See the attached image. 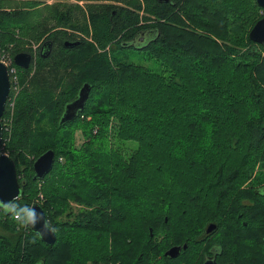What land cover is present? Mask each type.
<instances>
[{"label": "trees", "instance_id": "1", "mask_svg": "<svg viewBox=\"0 0 264 264\" xmlns=\"http://www.w3.org/2000/svg\"><path fill=\"white\" fill-rule=\"evenodd\" d=\"M91 1L0 0V45L27 49L14 27L36 41L50 32L34 72L33 63L16 65L24 88L6 143L21 182L17 202L27 204L41 183L40 203L57 229L49 244L30 228L23 240L11 224L0 233V264H200L197 251L209 239L225 250L219 259L264 264V44L249 35L264 13L233 45L229 26L243 11L232 0H146L144 16L141 2ZM132 49L156 57L159 69L126 62L121 53ZM85 82V106L60 122ZM8 114L5 107L1 119ZM42 123L56 129L49 134ZM78 129L85 141L77 145ZM132 140L127 162L121 147ZM50 148L52 169L34 178V160ZM70 198L82 207L59 223ZM211 222L216 229L207 232ZM68 226L72 238L60 239ZM184 242L178 256L165 254Z\"/></svg>", "mask_w": 264, "mask_h": 264}, {"label": "rangeland", "instance_id": "2", "mask_svg": "<svg viewBox=\"0 0 264 264\" xmlns=\"http://www.w3.org/2000/svg\"><path fill=\"white\" fill-rule=\"evenodd\" d=\"M8 2H4L6 5H14V4H20V5H32L34 1L36 0H7ZM49 2L52 1H56V0H47ZM63 1H75V2H79L80 4H82L84 6V8H87V3H90L93 1L91 0H63ZM108 2H113V3H117L118 5H128L129 7H134V4L132 3H138L141 2L140 4L142 5L141 8L138 9V11L140 10V15L144 16V15H150L149 10L143 9V7H145L147 5L146 0H123L119 1V0H108ZM125 2H129V4H126ZM232 2H237L239 4L240 9H242L243 11V17L242 18H236L239 19L238 21H231V24L229 26V43L235 45L237 43V36L240 35L238 34V32L241 33L242 36L247 37L248 33V29L251 26V24L254 22V20L260 16V14L264 13V9H262L261 7H259L258 5H256L254 0H232ZM212 6V5H211ZM210 6V8H211ZM148 11V12H147ZM91 22V21H90ZM191 23V22H190ZM193 28H195L197 31H202L203 29L200 28L196 22H193ZM89 26V30L90 32H93V25L91 23L88 24ZM195 26V27H194ZM38 31V30H37ZM13 32V36H15V38H20L23 42L22 46L27 48L24 49L22 51H27L28 49H31V53H32V61L31 63H33V68L31 72H34L35 69L38 67V51H39V45L41 44L42 40L44 39V37L49 35V31L40 33L41 36L38 38V41L36 40H32V35H26L27 33L23 34L22 32L19 31V28L14 27V29L12 30ZM32 32H36V30H32ZM70 33L72 31H69ZM70 33H68L67 35H69ZM39 34V35H40ZM76 34V33H75ZM80 35L83 36H87L89 37V39L92 37L91 34L87 35L86 33H82L79 32ZM77 35V34H76ZM81 36V37H83ZM240 36V37H242ZM17 42V41H16ZM14 44V41H11L10 43H7L6 45H0V56L5 57V59L9 62V65L11 68H13L12 71V79H11V87H10V92H9V96L7 98L6 101V108H7V112L9 113L8 115H5L3 117V119H1L2 124H3V128H7V134H6V138H3L2 142H0V153L1 152H6L8 153L7 149L8 147H10V144H7L6 141L8 139V137L10 136V126H11V120L13 117V112H14V105L17 99V95H19V93L21 92V90L24 88V84L20 82V71L19 69H17L16 64L13 60V56L16 52H20V51H16L14 49H12ZM253 43L250 42L249 40L247 41V43L245 45H239V49L241 50V52L239 53V55L243 52L246 51V49L248 50V47H252ZM109 48V46H108ZM16 51V52H14ZM30 52V50H28ZM137 50H125L121 53V56L124 58V60L127 62H133V63H137V64H142L144 66H147L148 68L152 69V70H157L159 69L158 67V62L155 60L157 59L156 57L151 58L148 55H146L144 52H136ZM81 53H79L80 55ZM85 52L83 51L82 54V58H85ZM73 57V56H72ZM238 61L242 60V57L237 58ZM31 65V64H30ZM45 67L51 68L52 65H46ZM161 67V65H160ZM76 68V67H75ZM163 68V66H162ZM81 70V67L78 68V71ZM169 73V72H168ZM32 74V73H31ZM44 121L48 122V123H52L51 122V118L49 116V114L43 116L42 118ZM53 125V124H52ZM51 124H39V127H44L47 129V132L49 134L54 132V129H56V127L53 125L52 127ZM76 143L77 145L82 143V141H85V138L83 136V134L81 133V130L78 129L76 131ZM138 145V142L135 140L132 141H125L124 144H122V149H123V153L125 158L127 159L126 161L129 162V158H130V153L132 152L133 149H135ZM131 146V147H130ZM62 159V157H61ZM262 165V161L258 162ZM264 165V163H263ZM258 171L260 170V167H257ZM42 184L40 183L38 185V191L35 193H32L29 197L26 196V198H28V200H26L27 204H33L35 202H44V194L45 191L43 189V187L41 186ZM70 205H66L64 206L63 204H60L61 207H66L63 212H61L60 214L55 216V219L58 221V219L61 221L59 223H62V221H65L67 219L72 220L75 212L79 211V209L82 207V204L77 202L76 199L70 198L69 199ZM50 205V204H48ZM54 211V209H53ZM71 213V215L69 214ZM208 216H212V213ZM167 217V216H166ZM165 217V219H166ZM3 221H2V220ZM203 220H205V217L203 218ZM7 219L4 218V216L0 213V233L5 232L6 229L8 232H10V226L11 224H14L15 228H14V233H21L23 240L25 239L26 233L29 232V229H21V230H17V225L16 223H14V221L11 219V217L9 218V221H7ZM56 225V223H55ZM58 227V226H57ZM70 226L68 227H63L61 228L60 231V239L62 240H69L72 237L68 236V231H69ZM79 233L77 231H74V236H77ZM162 238V237H161ZM73 240V239H72ZM78 240H74V242H76ZM82 252L86 253L89 251V249L87 248H80ZM88 264H91L90 261H88Z\"/></svg>", "mask_w": 264, "mask_h": 264}, {"label": "water", "instance_id": "3", "mask_svg": "<svg viewBox=\"0 0 264 264\" xmlns=\"http://www.w3.org/2000/svg\"><path fill=\"white\" fill-rule=\"evenodd\" d=\"M168 1V0H165ZM258 3L264 7V0H257ZM250 37L259 43L264 44V16L259 18L249 32ZM78 42V40H66V45H74ZM51 43L50 41H46L44 44ZM32 53L29 51H20L16 52L13 56V60L16 64H19L23 67H29L32 61ZM10 78L9 71L7 65L4 61L0 59V142L2 140V130L3 124L1 121V116L4 111L6 101L10 92ZM91 84L89 82H85L76 98L68 102L65 106V109L62 113L60 122L73 118L77 111L85 106V102L87 100ZM55 162V151L53 148L47 149L43 153H41L33 163V167L35 170L34 178H43L53 167ZM21 194V182L19 180V175L16 172L15 161L12 156H10L6 152L0 153V199L4 201H10L14 197L20 196ZM37 211L43 213L44 218L47 219V213L40 202H35ZM168 217H166V220ZM43 226V221H40L36 225V229L30 228L37 232V230L41 229ZM216 227L215 222H211L208 225V230H212ZM150 234L153 235V227L150 226ZM57 234H48L42 239L49 244H52L56 241ZM187 242H184L183 245L176 244L169 247L165 254L176 257L180 254L182 248H187ZM204 264H219L215 259L211 261H205ZM227 264H235L234 262H229Z\"/></svg>", "mask_w": 264, "mask_h": 264}, {"label": "clouds", "instance_id": "4", "mask_svg": "<svg viewBox=\"0 0 264 264\" xmlns=\"http://www.w3.org/2000/svg\"><path fill=\"white\" fill-rule=\"evenodd\" d=\"M19 196L14 197L10 201H4L0 199V213L10 216L11 219L16 223L17 230L33 228L36 229V225L43 221L41 229L37 230V235L41 238L48 234H55L57 229L52 223L44 218L43 213L38 212L35 204H21L17 201ZM242 203H248V201H242ZM221 247L219 245L213 246L210 249V254L206 257V261H211L219 252Z\"/></svg>", "mask_w": 264, "mask_h": 264}, {"label": "flooded vegetation", "instance_id": "5", "mask_svg": "<svg viewBox=\"0 0 264 264\" xmlns=\"http://www.w3.org/2000/svg\"><path fill=\"white\" fill-rule=\"evenodd\" d=\"M216 226H217V224H216ZM207 228H208V226H207ZM207 228H206V231L207 232H211V231H214L216 229V227H215L214 229H212V230L209 231ZM203 244H204V248H202L201 250L197 251L199 254H203V260H202V262L200 264H204V262L206 261V257H208L209 254H210V249H212L213 246L218 245V243L211 242L210 239L207 240V241H205V242H203ZM210 244H211V246H209L208 248H206ZM180 245H183V244H180ZM221 253H222V255L225 253V250L222 249V248H221V251L219 252V254H221ZM213 259H215L219 264H227L229 262H234V261H225L224 258L219 259L218 254Z\"/></svg>", "mask_w": 264, "mask_h": 264}, {"label": "built area", "instance_id": "6", "mask_svg": "<svg viewBox=\"0 0 264 264\" xmlns=\"http://www.w3.org/2000/svg\"><path fill=\"white\" fill-rule=\"evenodd\" d=\"M0 59H1L2 61H4V62L6 63V65H7V68H8V71H9V78H10V82H11V79H12L11 77H12V71H13V68L10 67L9 62L5 59V57L0 56Z\"/></svg>", "mask_w": 264, "mask_h": 264}]
</instances>
